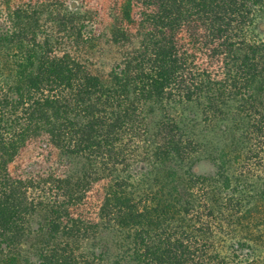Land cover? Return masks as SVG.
<instances>
[{
  "label": "trees",
  "instance_id": "trees-1",
  "mask_svg": "<svg viewBox=\"0 0 264 264\" xmlns=\"http://www.w3.org/2000/svg\"><path fill=\"white\" fill-rule=\"evenodd\" d=\"M71 1L83 13L0 0V264H242L235 250L250 240L234 228H264V194L246 190L263 184L231 151L211 176L180 175L172 162L197 142L166 114L152 131L146 109L194 103L213 121L234 104L241 139L264 146V0H125L107 73L80 57L95 17ZM40 138L58 160L42 150L11 171Z\"/></svg>",
  "mask_w": 264,
  "mask_h": 264
},
{
  "label": "rangeland",
  "instance_id": "rangeland-1",
  "mask_svg": "<svg viewBox=\"0 0 264 264\" xmlns=\"http://www.w3.org/2000/svg\"><path fill=\"white\" fill-rule=\"evenodd\" d=\"M124 1L83 0L82 2L83 8L89 11V13L92 12L95 17L94 40L85 49L83 55H79L91 71H103L107 73L113 63L121 57V51H118L111 42V34L115 16ZM78 8L74 10V1L68 0L67 9L70 12L73 14L74 11L80 14L83 13L82 6L79 5ZM91 27L88 24V29H91ZM257 34L261 38L264 37V22L259 25ZM67 46L65 45V47ZM69 47L72 50V47ZM64 49L61 50L66 52L67 48ZM71 53L74 54V52ZM146 110L149 111L146 112V123L151 127L152 131L159 118L166 114L178 123L183 132L197 142L199 146L197 152L184 160L172 162L171 165L180 175L193 174L196 176H211L215 171V158L222 153L231 151V155L237 153V155L241 156L239 160L234 159L232 161V167L240 170L241 164L244 163V166H247V170H253V176H259H251L249 179L255 181L258 186L260 184L264 186V146L261 143H248L241 139L243 132H245V121L238 117L236 105L229 104L223 110L222 115L213 121H205L201 113V108L194 103L166 104L154 108H147ZM46 144L47 142L43 138L29 142L26 148L20 152L16 161L10 166L11 171H16L15 169L17 167L21 168L20 171L26 170L31 163L34 164L37 161H42L40 158V154L43 153L42 150H46L45 153L49 156V160L56 162L58 160L57 150L53 147H45ZM261 147L262 150H259ZM247 150L252 151L245 154ZM137 166L140 167L141 165L138 164ZM144 166L146 167V165ZM144 168L141 171H144ZM91 189L87 195L88 202L91 208H95V204L99 200V197L97 199L96 193L97 191L101 192L102 188L96 184ZM246 190L251 191L254 196V192H257L258 196L261 193L264 194V188H246ZM248 195L249 193H246L245 196ZM253 223L254 225L257 224V222ZM253 223H249L248 225H244L243 223L242 227L234 228L237 236L236 240L246 236L250 240L247 243L249 247H239V250H235L237 252L235 255L240 256L239 260L242 261V264H264V228L261 226V222H258L259 226L257 224L256 227ZM246 227H248V232H242L243 228L246 230ZM216 235H219L218 232ZM223 237L226 238L227 236L219 235V238ZM33 238V235L27 237L23 242L24 249H28L29 244L33 242ZM218 243L222 244V241L218 240Z\"/></svg>",
  "mask_w": 264,
  "mask_h": 264
}]
</instances>
